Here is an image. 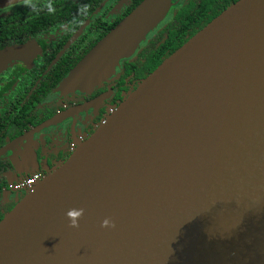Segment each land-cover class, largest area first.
Masks as SVG:
<instances>
[{
    "label": "water",
    "instance_id": "95a60500",
    "mask_svg": "<svg viewBox=\"0 0 264 264\" xmlns=\"http://www.w3.org/2000/svg\"><path fill=\"white\" fill-rule=\"evenodd\" d=\"M170 4L142 0L58 89L108 77ZM0 264H264V0L219 12L26 192Z\"/></svg>",
    "mask_w": 264,
    "mask_h": 264
},
{
    "label": "flooded vegetation",
    "instance_id": "af4514ba",
    "mask_svg": "<svg viewBox=\"0 0 264 264\" xmlns=\"http://www.w3.org/2000/svg\"><path fill=\"white\" fill-rule=\"evenodd\" d=\"M141 1L22 0L0 8V50L27 47L0 71V219L28 192L18 181L34 172L40 180L63 163L165 57L237 0H171L108 77L86 91L58 89Z\"/></svg>",
    "mask_w": 264,
    "mask_h": 264
},
{
    "label": "built area",
    "instance_id": "2783aa9c",
    "mask_svg": "<svg viewBox=\"0 0 264 264\" xmlns=\"http://www.w3.org/2000/svg\"><path fill=\"white\" fill-rule=\"evenodd\" d=\"M38 180H39V174L37 172H34L30 174L28 177H26L25 179L18 181L17 187H20V188L27 187V190L29 191L31 188H33V186H35Z\"/></svg>",
    "mask_w": 264,
    "mask_h": 264
},
{
    "label": "rangeland",
    "instance_id": "374dc122",
    "mask_svg": "<svg viewBox=\"0 0 264 264\" xmlns=\"http://www.w3.org/2000/svg\"><path fill=\"white\" fill-rule=\"evenodd\" d=\"M27 167L28 168H33V164H28ZM10 182H15V180H13V181L11 180Z\"/></svg>",
    "mask_w": 264,
    "mask_h": 264
}]
</instances>
